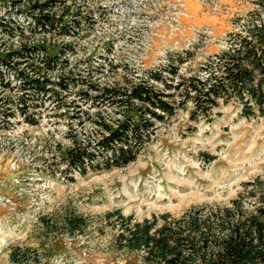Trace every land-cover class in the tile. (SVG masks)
<instances>
[{
	"label": "rangeland",
	"instance_id": "374dc122",
	"mask_svg": "<svg viewBox=\"0 0 264 264\" xmlns=\"http://www.w3.org/2000/svg\"><path fill=\"white\" fill-rule=\"evenodd\" d=\"M254 1L68 0L59 12L70 5L66 20L80 23L70 35L60 36L34 29L25 12L28 2L0 0V23L17 19L24 27L23 32L13 29L14 34L0 29L1 52L45 43L47 52L63 61L46 74L55 94L32 100L24 111L17 106L21 82L7 74L3 81L10 88L0 82V264H12L16 247L36 251L38 264H141L136 255L111 253L113 232L98 230L103 215L120 210L141 221L165 213L178 216L193 206L227 204L243 182L264 175V116L246 119L235 102L220 103L196 121L189 119L187 104L155 123L150 142L125 168L72 180L58 164L71 146L70 135L98 137L89 120L98 111L119 118L115 108H95L81 99L79 91L89 88L71 86L70 79L81 76L100 88H123L168 67L176 72L166 74L175 84L178 75L194 73L227 46L229 34L240 31L245 14L256 8ZM62 78L69 79L68 89L57 85ZM73 109L83 111L82 120H72ZM69 215L88 220L83 234L64 230Z\"/></svg>",
	"mask_w": 264,
	"mask_h": 264
},
{
	"label": "trees",
	"instance_id": "16d2710c",
	"mask_svg": "<svg viewBox=\"0 0 264 264\" xmlns=\"http://www.w3.org/2000/svg\"><path fill=\"white\" fill-rule=\"evenodd\" d=\"M66 1L13 3L28 2L25 12L34 20L35 30L66 36L80 23L76 18L74 24L66 20L70 5L59 12ZM254 4L256 8L242 19L240 31L229 34L227 46L208 56L194 73L178 75L175 84L166 74L176 76V72L168 67L149 77L162 89L150 85L149 80L123 88H100L81 76L70 79L71 86L82 84L89 88V92L79 91L81 99L91 101L95 108H115L119 118L112 119L98 111L94 119H89L98 137L80 139L78 134L70 135L71 146L59 155L58 164L64 167L61 173L74 180L76 176L125 168L150 142L155 123L173 117L187 104L192 121L206 118L220 103L230 102L240 106V114L246 119L264 116V0H255ZM0 29L14 34L13 29L23 32L24 27L15 19L13 23L3 20ZM44 44L24 43L11 51H0V82L10 88V83L3 81L4 74L21 82L22 95L17 105L21 111L32 100L38 102L55 94L46 74L63 61L50 55ZM67 81L62 78L57 85L68 89ZM174 97L179 101L171 99ZM62 107L67 108V104ZM75 109L72 120H82L83 111ZM69 112L65 111L68 115ZM62 226L69 235H75L83 234L89 223L82 215H69ZM108 228L113 232L111 253L136 255L141 264H264V175L243 182L241 191L227 204L193 206L178 216L165 213L141 221L114 210L102 216L98 230L104 234ZM10 260L12 264L40 262L36 251L21 247L12 250Z\"/></svg>",
	"mask_w": 264,
	"mask_h": 264
}]
</instances>
